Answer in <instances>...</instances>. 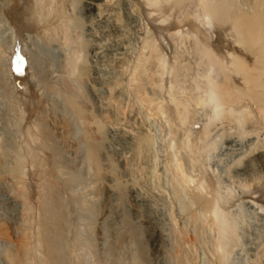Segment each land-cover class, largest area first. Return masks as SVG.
<instances>
[{
  "label": "bare ground",
  "instance_id": "obj_1",
  "mask_svg": "<svg viewBox=\"0 0 264 264\" xmlns=\"http://www.w3.org/2000/svg\"><path fill=\"white\" fill-rule=\"evenodd\" d=\"M192 103L208 110L206 121L187 125ZM72 116L86 129L95 167L104 128L124 142L155 144V184L132 186L130 195L134 205L151 206L156 197L166 206L169 232L149 223L153 246L185 248L186 234L193 257L179 254L178 264H229L238 245L237 223L201 162L216 142L192 139L218 120L222 130L239 132H226L218 154L244 161L234 175L247 178L239 192L260 219L248 251L264 264V0H0V264L58 260L47 226L62 220L57 196L68 213L82 180L66 154Z\"/></svg>",
  "mask_w": 264,
  "mask_h": 264
},
{
  "label": "rangeland",
  "instance_id": "obj_2",
  "mask_svg": "<svg viewBox=\"0 0 264 264\" xmlns=\"http://www.w3.org/2000/svg\"><path fill=\"white\" fill-rule=\"evenodd\" d=\"M181 45L178 46V50L179 51L181 50L182 52L184 50L185 44H181ZM165 47H166L165 50L168 52V54H170L171 52L170 47L167 45ZM188 79L189 78H186L184 81L182 80L183 81L182 85L186 84L184 85L185 87L187 85L189 87L192 86L190 84L193 81L192 80L186 81ZM189 87L186 88L185 95H188ZM207 111L208 110L206 108L201 109V106L198 104H193V103L190 104L189 105V115L191 116H189L188 118L187 125L190 124L192 121H194L196 118L198 119V123L206 121V119H208ZM93 113L97 115L95 111ZM192 115H194V117ZM113 119L114 118L112 117L107 118V116L102 117V120L105 124H114L115 121ZM71 120L72 121H71L70 129H69L71 142H68V144L70 145H68L67 147V150L69 151H67L66 154L69 153L68 154L69 156L67 155L68 157L67 160L69 163L68 164L69 168H71L70 170L72 172L75 170L74 172L79 173L82 177V180L79 182L81 185L80 184L77 185V186L80 185L79 188L82 189V191L79 188L77 189L78 190L77 191L76 190L77 186L76 188L74 187V193L77 196V201L73 202L71 200L70 202L67 203V206H70V207H67V211L69 214L66 211L64 212V209L61 207L62 205V203L60 202L61 198H59L58 196L56 198L57 199L56 201L58 202H56V207L54 208L59 209V210L57 209V211L59 215L61 216L59 218H61L62 220L60 223L59 221L56 220L55 224L50 222L49 223V225H51L50 229L47 226V230L49 233L54 232L50 234L49 243H50V246H52L51 247L52 253L53 252L57 253L56 257L58 258V260L56 264H170L171 262L173 264H178L177 256L179 254L180 255L183 254V257L185 258L186 261L188 262L191 261L192 260L191 258L193 257V253L189 249V247H187L186 238L188 237L186 236V234H183L182 236V240L185 244V248L183 244L181 247L182 249H180L181 245L178 247H176L175 245H172L167 250L162 251L161 247L153 246L154 245L153 240L155 239L156 234L153 232V230H151L150 224L151 225L157 224L161 226L162 229L169 232L168 231L169 226H166V224L162 223L161 213L166 210V206L164 205V203L159 198L154 197L151 203V206H147V205L145 206V204L144 205H134V201L131 199L130 188L132 186H137V187H140L142 189H146L149 191L151 190L152 186L155 184L153 171H155L154 167H155V163L157 162V158H158V152L156 150L157 147L155 146V144L153 145L151 144L147 146L145 144L144 145L139 144L137 141L124 142L122 140H119L115 136H113L111 133L108 132V130L104 128L103 134H102L103 142H100V143L102 144V146H105L104 147L105 150H100V151L106 154V157L104 159L103 154L99 152V157H101L99 158V166L95 167L91 163L89 157H87L88 156L87 155L88 146L91 142L86 143V140L84 139V136L87 135L86 129L83 127L82 124L81 125L79 124L81 122H79V120L77 121L76 116H72ZM221 124H222L221 120H218L214 124L210 125L207 128L205 134H202L203 137L201 136L202 138L200 139L199 138L197 139L196 137L197 134L195 133L196 135H195V138L192 139L193 140L192 142H197V144L199 143V145L203 144V142H210L212 140L216 142V148L214 149V152L216 154L213 152V150L209 151V153L206 154V160H204V157H203L201 162L205 167H207V169L209 166V169H208L209 173L210 175H212L213 181L217 184V186L219 184L218 189L219 191L220 190L222 191V192L220 191V194L223 197V201H226L225 205L227 206H224V207L227 208L226 210L228 211V214L237 223L238 232L241 234L238 245L233 249L230 255L231 257L229 259V264H248V263L249 264H254V263L260 264V256H258V258L254 261L253 257L250 256V253L248 251L250 247L249 244L251 241L250 240L248 242V240L252 239L251 236H254L257 233H260V230H259L260 229V219L258 220V217H255L256 215L250 212L251 210L247 208L244 203V200L248 198L245 195L246 194L248 195V193L239 192L241 191V189L239 188L240 184L245 182L247 178L243 177V175H238V176L234 175V170L237 167L242 166L244 161L242 159L238 161L237 160L231 161L228 158V156H222L218 154L220 145L223 144V142L226 139V136L228 134L230 135V133L236 134L237 131L232 130L233 132L232 131L229 132L228 130H225V129L222 130ZM116 125L119 127L122 126V124L119 123V121H117ZM192 126L195 127L194 129H198L200 125L199 124L197 125L196 123V124H193ZM260 129L258 131V134L259 136L261 135L260 139L262 141L264 140L262 139L264 138V132H263L264 127L263 128L260 127ZM226 132H229V133L227 134ZM206 133L208 134V136ZM178 134L181 135L180 132ZM178 134L175 137L176 141L181 142L182 135L179 136ZM237 134L241 135L239 132ZM82 138L83 140H81ZM9 139L10 140H8V144H9L8 146L10 147L12 140L11 138ZM73 148H76V149H73ZM72 149L74 151H72ZM210 152H211V155H210ZM72 153L75 154L73 155L74 157H72ZM76 153H77V158L83 157L82 160L84 162L81 161V166L79 170L82 172H79L77 169L78 168L77 166H79L80 160L75 158ZM100 153L102 155H100ZM80 155L82 157H80ZM154 155L157 158L154 157ZM207 156L209 158H207ZM208 159L209 161L206 163ZM123 160L125 163H123ZM136 162H137V165H136ZM73 166L74 167L76 166L77 168H73ZM84 167H86L85 172L83 171L85 170ZM133 168H134V171H133ZM242 178H243V181H242ZM113 179H114V182H113ZM239 193L241 195L243 194L244 195L241 196ZM244 196L246 198H244ZM79 203H82L83 205ZM79 205H81L80 207L82 208H80ZM49 210H51L50 206H49ZM79 212L81 213V215ZM65 215H68L66 216L68 217L67 222H66L68 223L67 225L64 224V222L62 223L63 217ZM254 228H257L256 231H253ZM173 229L175 230L179 229V227L177 226V223L176 225L174 224ZM73 236H76V237H73ZM245 242H248V243H245ZM237 250L238 252H236ZM179 251L180 252L182 251V252L180 253ZM134 252L137 255H135ZM133 254L135 255V257ZM58 255L60 256L58 257ZM62 256L64 257L69 256L68 259L69 261L70 260L71 261L70 262L67 261L65 263L64 261L62 262L61 260H59V258H61ZM76 256L78 259L75 258Z\"/></svg>",
  "mask_w": 264,
  "mask_h": 264
}]
</instances>
